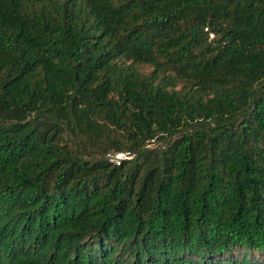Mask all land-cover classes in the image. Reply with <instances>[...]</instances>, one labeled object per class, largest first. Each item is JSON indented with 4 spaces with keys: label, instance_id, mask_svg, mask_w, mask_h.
Instances as JSON below:
<instances>
[{
    "label": "trees",
    "instance_id": "1",
    "mask_svg": "<svg viewBox=\"0 0 264 264\" xmlns=\"http://www.w3.org/2000/svg\"><path fill=\"white\" fill-rule=\"evenodd\" d=\"M0 264H264V0H0Z\"/></svg>",
    "mask_w": 264,
    "mask_h": 264
},
{
    "label": "built area",
    "instance_id": "2",
    "mask_svg": "<svg viewBox=\"0 0 264 264\" xmlns=\"http://www.w3.org/2000/svg\"><path fill=\"white\" fill-rule=\"evenodd\" d=\"M212 37V35H210ZM107 160L110 164L114 166H119L122 161L129 160L131 158L129 153L124 152H116L107 155Z\"/></svg>",
    "mask_w": 264,
    "mask_h": 264
},
{
    "label": "rangeland",
    "instance_id": "3",
    "mask_svg": "<svg viewBox=\"0 0 264 264\" xmlns=\"http://www.w3.org/2000/svg\"><path fill=\"white\" fill-rule=\"evenodd\" d=\"M211 38V37H210Z\"/></svg>",
    "mask_w": 264,
    "mask_h": 264
}]
</instances>
